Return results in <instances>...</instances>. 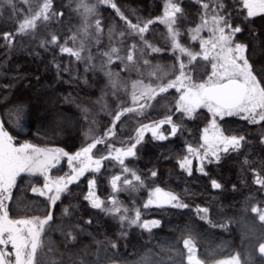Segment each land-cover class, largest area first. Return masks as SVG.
Segmentation results:
<instances>
[{"label": "trees", "instance_id": "1", "mask_svg": "<svg viewBox=\"0 0 264 264\" xmlns=\"http://www.w3.org/2000/svg\"><path fill=\"white\" fill-rule=\"evenodd\" d=\"M33 2L34 0H13L15 11L11 6L0 2V119L7 120L4 113L14 106L21 105L26 109V119L20 125H6L14 137L15 145L29 143L40 149H51L49 152L61 150L68 155H74L95 138L103 137L104 133L113 127L117 112L124 107H136L142 114L132 112L122 115L113 127L115 135L105 138V144L97 145V148L93 149L94 158H99L107 155L108 143L112 144L113 149L130 146L135 142L136 131L142 124L163 119L170 110L174 112L176 100L180 95L175 89L156 96L150 106L140 110L139 105L129 103L124 93L114 91L108 85V78L100 71V66L105 61L100 52L106 51L109 45L126 48L128 44L136 43L139 48L144 47L138 36H120L121 31L127 33L129 30L115 9L96 4L95 15L89 17L90 23L96 19L100 20L102 31L99 36L100 44L88 47V51L95 57L96 70L85 72L86 62H78L74 57L59 51V45L65 42L68 47H79V41L83 39L80 34L84 24L80 14L83 9L77 11L79 0H51L52 6L47 13L49 20H40L35 29L29 30L25 35H17L19 23L32 13ZM84 2L90 4V0ZM112 2L128 20L142 25L148 20L162 16L165 0ZM174 2L183 10L181 14H177L175 25L181 32L179 41L182 45L199 52V40L190 39L189 29L202 23L201 16L205 12L210 20L215 8L220 14H231L232 22L242 26L243 31L237 34L238 41L249 45L247 54L257 67L264 65V15H257L251 20L246 19V10H243V15H237L241 11L239 0ZM203 3L209 4L208 10L203 9ZM91 32L94 33L93 30ZM5 34L11 36V46L5 40ZM73 34H78L75 45L70 39ZM52 35L58 38V45L55 47L50 43ZM199 35L201 38L205 36L204 33ZM144 36L151 45L162 49L157 53L146 49L149 53L146 57H142L139 51L135 53L138 60L147 58L152 67L160 66L161 71L157 76L163 79H157L156 76L150 84L155 87L157 84L166 83L168 79H174V74H178L179 64L176 62V56L169 52L170 41L164 26L158 22L153 23ZM42 41L46 43L47 50L41 47ZM181 60L185 62L186 71L195 82L207 79V74L211 71L210 63L199 57L192 64L187 63L188 59ZM64 68H68V71H64ZM120 69L119 65L114 64L108 66L105 71L119 73V87L125 89V85L132 82L128 79L133 76L128 77V73L120 72ZM84 108L88 109L87 113L83 111ZM95 108L102 109V112L96 113ZM180 115L175 113L173 116L177 123H180ZM194 116L191 120L184 119L183 128L177 135L164 141L153 140L150 131H145L143 142L137 145V155L125 158L124 166L135 170L142 177L145 181L143 187H137L135 190L128 188L113 194L110 185L113 176H121V181L118 182L121 187L123 179L132 177L130 173H123L122 166L111 159L102 162L100 173L86 172L77 183L69 186L71 194L64 195L62 201L55 206V220L52 226L56 227L70 219L72 223L85 229L78 237L77 243L72 246L74 252L90 247L95 253V237L101 241L118 242V248L110 251L118 254L119 264H134L144 254L150 257V264H187L183 240L188 238L190 231L197 237L198 256L209 258L207 264H216L217 261L228 260L232 256H238L241 264H245L249 257L254 258L253 264L264 262V257H261L258 251L259 244L264 242V224L259 221L258 215L251 211V207L264 209V186L254 183L257 175L264 178V144L260 143L261 136L264 135V122L249 124L239 116L219 119L218 126L221 131L227 135H245L246 143L239 152L221 153L219 163L206 162L203 165L206 174L199 172L197 164L192 160V175H188L180 169L178 160L188 154L189 146L200 148L203 143V129L212 119L205 108L197 109ZM164 130L170 132V126L164 125L162 131ZM113 154L115 155L114 151ZM245 159L249 164L243 163ZM53 163L55 166H50L46 172L50 180L67 177L71 173L67 156L60 155L59 160ZM73 165L79 166L78 162H73ZM152 171L157 172L156 177L151 176ZM93 177L97 182L96 194L102 200L107 202L112 195H116L124 206L139 210L142 221L158 219L161 222L160 227L153 229L151 233L138 227L129 228L127 225L121 229L118 221L92 209L83 199V195L88 191V180ZM212 180L220 183L222 188L213 189ZM133 184L138 185V182L133 181ZM43 185L44 177L39 174L31 176L22 173L17 177V185L12 190L13 198L6 202L10 218L43 217L49 210V202L32 192V187L42 188ZM155 187L177 194L181 201L189 206L145 209L143 205ZM68 205L72 206V215L63 217L62 209ZM198 207L209 209V219L217 225L216 227L200 219L204 214H197ZM129 214L134 215V212ZM89 219L92 220L91 224L86 223ZM221 224H227V228L219 227ZM121 231L127 235L120 237L118 234ZM48 235L56 247L61 252L64 251V237L58 232ZM100 255L103 256L104 253ZM93 258L99 259L95 256Z\"/></svg>", "mask_w": 264, "mask_h": 264}, {"label": "snow or ice", "instance_id": "2", "mask_svg": "<svg viewBox=\"0 0 264 264\" xmlns=\"http://www.w3.org/2000/svg\"><path fill=\"white\" fill-rule=\"evenodd\" d=\"M11 6L15 11V4L13 0H0ZM99 4L107 5L116 10L117 15L121 20H124L128 27V32H120L121 37L138 36L144 47L139 48L136 43H132L127 50V54L121 55V49L116 46H110L108 50L100 52V55L105 57V61L100 66V71L108 78V85L114 91L119 90V73H113L111 70L105 71L108 66L113 64L115 60H119L124 67L121 71L129 70L130 66L136 65L137 71H142L135 59V53L139 51L142 57H146L149 53L146 49H150L151 53L161 52L162 49L151 45L144 34L149 31V26L153 23H162L167 28L168 40L171 44V50L176 55V62L179 64L178 74H174V79H168L166 83L157 84L153 87L151 84L145 85L137 80L133 82L132 100L136 104L140 100L145 103L139 104V109H145L150 106L152 100L162 93H168L170 89H175L180 93L176 100L174 112L171 110L165 118L152 123L142 124L136 131L135 142L130 146L113 149L112 144L108 143L107 155L94 158L93 149L97 145L105 144L106 139L115 135L113 127L115 123L120 120L121 116L126 113L137 112L136 107H124L117 112L113 127H110L103 137H97L92 142L88 143L80 151L74 155H68L61 150L49 152L45 149L37 148L29 143L20 144L19 147L13 145L14 137L7 130V124L20 125L26 119V109L21 106H14L9 108L4 116L7 120L0 119V246L11 245L10 251H5L0 248V264H119V256L117 253L111 252L110 249H117L118 242L109 240L101 241L93 237V242L96 245V251L93 253L90 247H84L78 252H74L73 245L77 243L78 237L83 234L85 229L79 224H74L70 219L62 222L60 225L53 227L55 220L54 209L58 202L62 201L64 195L71 194L70 185L77 183L86 172L100 173L102 162L105 160L117 161L122 166V172L130 173L132 179H123V187L118 182L121 181L120 175H115L110 180L112 193L137 187H143L145 181L135 170L124 166L125 158L135 157L137 155V145L144 140L145 131H150L152 139L156 141H164L170 137H175L183 128L184 119H194V114L197 109L205 108L211 114L212 119L208 127L203 129V136L201 137L203 144L200 148L188 147L187 155L178 160L179 167L182 171L192 175V159L195 157L200 161L201 166L197 169L204 173V161L208 163H219L221 160V153L230 154L232 152H239L246 143L245 135H227L220 130L217 124L216 117L223 119L225 116H239L240 119L247 121L249 124H261L264 122V65L257 67L247 54L249 52V45L238 41L237 34L243 31L239 23L232 22L231 14H220L214 8L211 20L207 18V12L201 16L202 23L195 28L189 29V36L192 41L199 40L200 51L195 52L191 48L182 45L179 41L181 36L180 30L175 27L177 24V14L182 13V7L174 0H165L163 5L162 16L155 18V20H148L142 25L140 23H132L120 11L112 0H97ZM199 2V0H197ZM241 11L237 15H243V10H246V19L251 20L257 15H264V0H239ZM51 0H45V3L39 11L31 16H26L22 22L19 23L17 35H25L29 30L35 29L37 21L41 18L45 21L49 20L48 11L51 8ZM203 9L208 10L209 4L203 3ZM223 8V5H220ZM83 9L80 13L84 24L80 30L83 39L79 41V47H68L65 44L59 45L61 54H68L74 57L76 61H83L85 63V72L95 71L94 55L88 51V46L85 39L89 36V29L91 24L89 17L95 15L96 7L84 0H79L77 4V11ZM96 28V43H100L101 22L99 19L95 21ZM204 30L209 32V38L203 39L200 33ZM5 40L11 46V36L5 34ZM70 39L75 45L78 40V34H73ZM109 39H112L111 29L109 30ZM51 45L53 47L58 45V38L52 35ZM123 43V41H121ZM41 47L47 46L45 42H41ZM87 53L86 55H83ZM255 55V52H253ZM182 56L188 57V64L197 61V57L205 62L210 63L211 71L207 74V79L203 82H195L186 71V64L181 60ZM145 66H151V62L143 59ZM59 69V65H57ZM68 71V68H64ZM161 71L160 66L156 65L149 73L150 76H157ZM167 75V73H166ZM157 79L163 77L157 76ZM83 111L87 113L88 109ZM175 113L181 114L178 119L180 123L174 121ZM164 125L170 126V132L162 131ZM209 129L212 130L209 136ZM261 144H264V135L261 136ZM201 148L203 153L201 154ZM115 152V155L113 154ZM67 156L68 163L71 166V173L67 177H60L56 180H50L46 172L50 166H55L53 162L59 160V156ZM43 157V159H41ZM73 162H78L79 166H74ZM245 165L249 164L247 159L243 162ZM22 173H27L31 176L37 174L44 177V185L42 188L32 187V192L44 197L49 203V210L45 212L43 217L32 216L31 218L13 219L9 216V208L7 201L13 198V188L17 185V177ZM206 174V173H204ZM152 177L157 176L156 171L151 172ZM133 181L138 182L134 185ZM254 183L264 186V178L257 175ZM213 189H221L222 185L216 180L211 181ZM97 182L95 177L88 180V191L83 195V199L88 202L92 209L99 210L104 215L112 217L118 221L121 229L126 225L131 227H138L143 231L151 233L155 228L161 225L160 220H143L141 219V212L139 210L129 209L124 206L117 198L112 195L107 202L102 200L96 194ZM235 188V186H233ZM189 205L181 201L180 197L173 192H164L160 187H155L150 193L149 199L143 205L145 209L149 207L164 208H187ZM71 205L65 206L62 209L63 217H71ZM197 214L203 213L200 219L208 223L212 227L217 225L209 219V209L205 207H198ZM252 213L258 215L259 221L264 224V209L251 207ZM134 212V215H130ZM86 223L91 224L89 219ZM221 228H227V224L219 225ZM58 232L64 237L62 243L65 248L60 251L55 243L49 237V233ZM91 235V233H89ZM120 237L127 235L126 232L121 231L118 234ZM110 245V248H109ZM183 248L187 252V264H207L208 257H199L197 254V237L194 233H188V238L183 240ZM259 254L264 257V242L259 244ZM74 252V254H73ZM104 253L103 256L100 254ZM59 256V259L54 258ZM99 257L94 259L93 257ZM252 257L245 260V264H253ZM134 264H150V257L147 254L141 255ZM183 264V262H181ZM216 264H241V259L238 256H232L228 260H219ZM264 264V262H262Z\"/></svg>", "mask_w": 264, "mask_h": 264}, {"label": "rangeland", "instance_id": "3", "mask_svg": "<svg viewBox=\"0 0 264 264\" xmlns=\"http://www.w3.org/2000/svg\"><path fill=\"white\" fill-rule=\"evenodd\" d=\"M44 3H45V0H34V2L32 3L33 6H34V8L32 9V13H31L29 16H31V15H33L34 13H36L37 11H39L40 8L43 6ZM90 4H91V5H96V4H99V3L97 2V0H90ZM40 20H43V19L41 18ZM40 20H38L37 23L40 22ZM210 20H211V19H210ZM90 24L92 25V28L89 29V36L87 37V39H85V43H86V45H87L88 47L98 46L100 43H99V44L96 43V28H95V22L92 21ZM161 24H162V23H161ZM162 25L164 26V28H165L166 31H167L166 26H165L164 24H162ZM92 30L94 31V33L91 32ZM201 33H204V34H205V36L202 37L203 39H208V38H209V35H210V34H209V32H208L207 30L202 31ZM167 35H168V33H167ZM131 44H132V43L128 44V46H127L126 48H120V49H121V53H120V54L126 56V54H127V50H128V47H129ZM110 46H113V45H109V46H107L108 49H109ZM108 49H107V50H108ZM199 51H200V49H199ZM169 52L173 53L172 50H171V44H170V51H169ZM174 55H175V56H176V55H179V53H176V54H174ZM182 58H183V59H188V57H186V56H182L181 59H182ZM135 59L137 60L138 67H139L142 71H137V66H136V65L130 66V67H129V70H127V71H123V72H127V73H128V74H127L128 77L133 76L132 78L130 77V79H128V81H132V82L127 83V84L125 85V89L119 87V90H118L119 92L124 93V94L127 96L129 103L132 104V105H134V106L139 105V104H143V101H144V100H140V101L137 102L136 104L133 103V100H132V94H133L132 84H133V82L139 80V81H141L143 84L148 85V84H150L151 81L156 77V76H150V75H149V73L152 71V68H153L152 66H145V65L143 64V60H138L136 57H135ZM114 64L119 65L121 69L124 67V65L121 64V62H120L119 60H115V62H114L113 64H111V65H114ZM121 69H120V72H122ZM95 109H96V108H95ZM93 112H94V111H93ZM99 112L101 113V112H102V109H100V108L96 109V113H99ZM225 117H226V116H225ZM219 119H221V118H220V117H216L217 124H218V120H219ZM210 122H211V121H210ZM209 124H210V123H209ZM209 124H208V126H209ZM208 126H207V127H208ZM150 133H151V132H150ZM203 134H204V133H203ZM211 134H212V130L209 129V136H211ZM202 136H203V135H202ZM132 141H133V140H132ZM202 144H203V143H202ZM13 145H14L15 147H19V146H20V145H15V144H14V141H13ZM46 150H48V149L46 148ZM49 151H51V149H49ZM202 153H203V149L201 148V154H202ZM41 159H43V157H41ZM191 159H192L193 161H195V163L197 164V169H198V168L201 166L200 161H199L198 159H196L195 157H191ZM206 162H207V160L204 161V164H205ZM199 172H200V171H199ZM122 185H123V182H122ZM152 191H153V190H152ZM152 191H150V193H151ZM0 248L4 249L5 251H10V250H11V245L0 246Z\"/></svg>", "mask_w": 264, "mask_h": 264}]
</instances>
